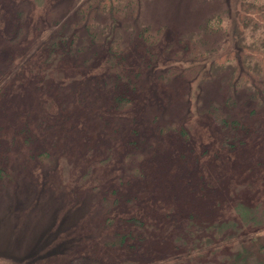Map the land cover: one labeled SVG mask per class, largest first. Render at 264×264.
Masks as SVG:
<instances>
[{"label":"rangeland","instance_id":"1","mask_svg":"<svg viewBox=\"0 0 264 264\" xmlns=\"http://www.w3.org/2000/svg\"><path fill=\"white\" fill-rule=\"evenodd\" d=\"M70 5L0 0V264H264V111L231 146L201 111L223 93L168 77L178 35L227 5L146 2L166 28L127 109L100 63L43 62Z\"/></svg>","mask_w":264,"mask_h":264},{"label":"trees","instance_id":"2","mask_svg":"<svg viewBox=\"0 0 264 264\" xmlns=\"http://www.w3.org/2000/svg\"><path fill=\"white\" fill-rule=\"evenodd\" d=\"M147 1L71 0L66 20H54L56 34L46 42L41 38L43 62L65 57L81 67L100 63L106 67L102 83L110 95L106 109L129 108L137 88L135 75L155 64L154 48L166 28L152 27L142 18ZM217 2L227 7L211 10L194 30L178 35V46L185 53L178 58L188 65L168 69V77L176 73L187 80L199 77L202 87L213 84L216 93H223L221 104L211 99L201 107L199 99L198 106L212 116L223 143L234 146L247 138L249 128L259 129L257 118L264 111V0H196V5L210 8ZM253 115L252 122H246ZM5 172L0 163V176ZM166 214L176 216L173 211Z\"/></svg>","mask_w":264,"mask_h":264}]
</instances>
